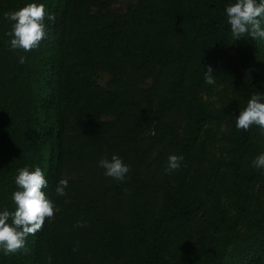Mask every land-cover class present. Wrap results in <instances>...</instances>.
<instances>
[{"label":"trees","instance_id":"16d2710c","mask_svg":"<svg viewBox=\"0 0 264 264\" xmlns=\"http://www.w3.org/2000/svg\"><path fill=\"white\" fill-rule=\"evenodd\" d=\"M33 2L55 20L37 49L13 50L4 13ZM234 2L0 0V211L15 209L18 170L37 166L58 209L0 264H264V170L252 164L264 135L236 128L264 95V40H234ZM214 89L209 104L201 92ZM114 154L124 182L99 167ZM170 155L183 156L171 173Z\"/></svg>","mask_w":264,"mask_h":264},{"label":"clouds","instance_id":"9594fccd","mask_svg":"<svg viewBox=\"0 0 264 264\" xmlns=\"http://www.w3.org/2000/svg\"><path fill=\"white\" fill-rule=\"evenodd\" d=\"M227 23L234 40L251 38L264 40V0H235L225 9ZM4 18L12 23L11 31L5 33L10 37V48L31 52L37 49L48 35L45 20L54 21L55 16L50 15L42 3H28L19 10L5 12ZM26 62L21 57L20 64ZM204 72L205 83L215 85L216 79L211 65H207ZM264 99L262 94H253L247 102L246 108L240 111L236 118L237 130L249 131L253 126L259 127L260 134L264 135ZM182 155H170L166 171L171 173L181 167ZM252 164L257 169L264 170V153L259 154ZM99 167L105 170L104 174L118 182H124L131 171L117 155L107 156L99 161ZM18 190L12 194L15 205L14 211L5 208L0 211V251L5 255H12L29 251L26 240L29 235H36L43 229L46 219L54 218L56 205L44 189L49 182L45 173L37 166L34 170L24 167L18 170L15 177ZM68 180L61 179L54 191L57 196H65ZM86 221H77L76 227H85ZM74 251L77 249L74 248ZM51 258L49 257V261Z\"/></svg>","mask_w":264,"mask_h":264},{"label":"rangeland","instance_id":"374dc122","mask_svg":"<svg viewBox=\"0 0 264 264\" xmlns=\"http://www.w3.org/2000/svg\"><path fill=\"white\" fill-rule=\"evenodd\" d=\"M133 0H115L114 6L120 9H124L126 7V4L128 2H131ZM232 54H235L234 52V48L231 49ZM109 78V73L107 71H103V70H97L94 74V79L101 85H104L107 80ZM216 89H214L212 91V93L210 94L209 92H207L206 90L202 91V98L207 102V103H211L214 104V100H215V92ZM224 131V125H222L218 131L217 137H216V143H215V152H218L223 144V138H222V134ZM256 191L258 192H263L264 191V184L262 183H258L256 184Z\"/></svg>","mask_w":264,"mask_h":264}]
</instances>
